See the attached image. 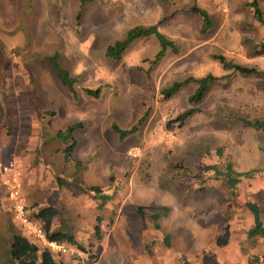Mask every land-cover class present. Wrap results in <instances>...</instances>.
Listing matches in <instances>:
<instances>
[{
  "label": "rangeland",
  "instance_id": "obj_1",
  "mask_svg": "<svg viewBox=\"0 0 264 264\" xmlns=\"http://www.w3.org/2000/svg\"><path fill=\"white\" fill-rule=\"evenodd\" d=\"M252 1L0 0V163H14L28 216L34 204L55 206L53 229L72 233L86 250L29 237L13 216L0 169V264H17L9 253L13 231L49 246L64 264H264V235H250L246 207L258 205L264 226V132L246 123L264 119V0H256L263 22ZM193 4L209 14L204 32ZM160 18L157 29L177 52L167 49L154 62L160 46L149 35L119 59L106 56L129 29ZM215 54L262 74L224 69ZM207 73L221 79L208 87L200 111L172 122L196 85L166 99L161 90ZM145 112L134 133L121 137L114 129H130ZM71 125L67 155L73 141L56 133ZM228 164L239 174L234 187ZM151 206L168 208L159 229ZM225 226L229 238L219 246Z\"/></svg>",
  "mask_w": 264,
  "mask_h": 264
},
{
  "label": "trees",
  "instance_id": "obj_2",
  "mask_svg": "<svg viewBox=\"0 0 264 264\" xmlns=\"http://www.w3.org/2000/svg\"><path fill=\"white\" fill-rule=\"evenodd\" d=\"M247 5L250 6L254 18L259 22H263L262 13L259 8L258 2L256 0H253ZM189 10L200 16L201 24H202L200 28L201 32H204L207 28H209L211 24L210 17L205 9L199 7L196 4H193L189 8ZM163 19L164 18H160L156 22V24L151 26H136L132 29H129L124 38L106 47V52H105L106 56L112 59H119L121 58L124 51L135 39L139 37H146L149 35H154L158 39L160 46L159 51L155 54L154 62L159 61L165 55L167 49H171L172 51L177 52L178 50L177 44L172 40H170L164 34L160 33L157 29V24L162 22ZM259 45L261 47H264V43L258 44V46ZM258 46H257V52L260 51V49H258ZM213 58L218 60L224 69H232L233 71H236L240 74H252V75L262 74V72L257 70L255 67H248L234 63L226 59L225 56L220 54L213 55ZM56 68L58 72V77L59 79H61V82L64 85H67L72 90L73 95H76L72 88L73 79L70 78L68 76V73L65 70H62L59 66L56 65ZM219 79H221V77H217L211 73H207L206 75H203L198 78L187 77L180 81H173L169 86L163 88L160 93L166 99L173 96L177 91L181 89L182 86L186 85L191 81L196 85L194 91L187 98V102L190 106L187 109L180 112L175 118H173L172 122H177L179 124H182L188 117L199 112L200 109L197 105L204 98L208 87L214 82L218 81ZM84 91L87 95L91 97H98L99 94L98 89L93 90L86 88ZM147 115L148 112H145L144 115L138 120V122L128 130H119L116 126H114V129L120 133L121 137L127 134L134 133L139 129V126L146 119ZM246 123L251 127H253L254 129L264 132V119H253L248 121L246 120ZM75 126L76 125L68 126L64 130H60L56 133V136L59 138H66V141H68L71 138V142L73 141L72 145L69 146L68 149L69 151L67 155L72 153L74 149V139L72 138V133L73 130L75 129ZM211 168L215 169L214 166H211ZM226 170H227L226 174L228 177L229 174L231 173L234 174V178L229 177L227 182L230 183L231 186L233 185L235 186L238 180L237 175L239 174L233 171L230 164H228ZM89 189L100 195V187L90 186ZM101 197L103 198V201H105L108 198V196H101ZM246 207L253 215L254 226L250 230V235L263 236L264 226L262 224V220L260 217V211L258 205L254 202H247ZM149 208L152 210L151 218L153 219L154 227L156 229H159L158 219L160 217H164L167 215L168 208L164 206L162 207L151 206ZM141 209L142 208H139V211H141ZM57 213L58 211L55 206L47 205V206L39 207L36 204H34L33 207L31 208L30 216L32 218H35L40 223L47 242H54L57 245H60L65 242L75 245L82 252L86 251L85 248L76 241L72 233L68 231L53 229V218L57 215ZM94 229L96 235L98 236L100 233L99 218H97L96 220ZM228 238H229V231H228V227L225 226L223 234L219 236V238L216 240L217 245L219 246L226 245ZM9 253L11 258L14 261H16L17 264H64L56 258V256L51 251L49 246H44L38 242H35L34 240L29 239L27 236H25L20 232H15V231L12 232ZM183 264H191V263L186 259H183Z\"/></svg>",
  "mask_w": 264,
  "mask_h": 264
},
{
  "label": "built area",
  "instance_id": "obj_3",
  "mask_svg": "<svg viewBox=\"0 0 264 264\" xmlns=\"http://www.w3.org/2000/svg\"><path fill=\"white\" fill-rule=\"evenodd\" d=\"M0 169L4 173L3 184L6 189L8 198L12 203V212L15 220L22 227L24 232L29 236L40 241H46L43 229L40 223L26 213L25 200L18 176L14 171V163L12 161L0 163ZM47 242V241H46ZM54 247L57 244L54 242H47Z\"/></svg>",
  "mask_w": 264,
  "mask_h": 264
},
{
  "label": "crops",
  "instance_id": "obj_4",
  "mask_svg": "<svg viewBox=\"0 0 264 264\" xmlns=\"http://www.w3.org/2000/svg\"><path fill=\"white\" fill-rule=\"evenodd\" d=\"M42 207H43V205H42Z\"/></svg>",
  "mask_w": 264,
  "mask_h": 264
}]
</instances>
